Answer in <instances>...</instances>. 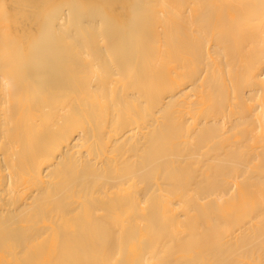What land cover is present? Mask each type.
<instances>
[{
  "label": "bare ground",
  "instance_id": "6f19581e",
  "mask_svg": "<svg viewBox=\"0 0 264 264\" xmlns=\"http://www.w3.org/2000/svg\"><path fill=\"white\" fill-rule=\"evenodd\" d=\"M54 1L0 10V264H264V0Z\"/></svg>",
  "mask_w": 264,
  "mask_h": 264
},
{
  "label": "rangeland",
  "instance_id": "374dc122",
  "mask_svg": "<svg viewBox=\"0 0 264 264\" xmlns=\"http://www.w3.org/2000/svg\"><path fill=\"white\" fill-rule=\"evenodd\" d=\"M66 1L67 0H55L54 3H61V2H66ZM83 1H84L83 2V7L81 8V10L84 11V12H86V13L92 12L94 14L98 13V11H97L98 10V7L103 5V1H104V3L106 2V0H103V1L102 0H83ZM18 2H19V8L20 9L25 8L24 11H26L29 8V6H26L25 0H20V1L19 0H16L15 4H17ZM2 3H3V0H0V10L2 8L1 7L2 6ZM115 15L117 17H119L118 15H120V14L116 13ZM2 21H3V19L0 21V26H2V23H4ZM105 21L107 22L108 20H105ZM14 34H17L18 37L20 36L19 31L14 32ZM33 34H31V36ZM20 39H22L21 36H20Z\"/></svg>",
  "mask_w": 264,
  "mask_h": 264
}]
</instances>
